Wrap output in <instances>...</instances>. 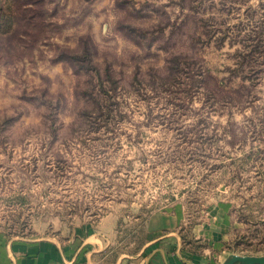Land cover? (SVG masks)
Listing matches in <instances>:
<instances>
[{"label": "rangeland", "instance_id": "rangeland-1", "mask_svg": "<svg viewBox=\"0 0 264 264\" xmlns=\"http://www.w3.org/2000/svg\"><path fill=\"white\" fill-rule=\"evenodd\" d=\"M86 230L264 256V0H0V233Z\"/></svg>", "mask_w": 264, "mask_h": 264}, {"label": "crops", "instance_id": "crops-1", "mask_svg": "<svg viewBox=\"0 0 264 264\" xmlns=\"http://www.w3.org/2000/svg\"><path fill=\"white\" fill-rule=\"evenodd\" d=\"M158 245L155 240H150L130 254L117 251L118 246L109 236H100L92 230L70 236L59 234L37 238L8 237L0 233V264H105L109 261L110 264H129L131 261L162 264L164 256L162 249L157 250ZM149 247L153 252L146 258L144 252ZM180 249L178 246L176 251ZM151 256H154L152 261Z\"/></svg>", "mask_w": 264, "mask_h": 264}, {"label": "water", "instance_id": "water-1", "mask_svg": "<svg viewBox=\"0 0 264 264\" xmlns=\"http://www.w3.org/2000/svg\"><path fill=\"white\" fill-rule=\"evenodd\" d=\"M222 264H264V256L230 255Z\"/></svg>", "mask_w": 264, "mask_h": 264}]
</instances>
